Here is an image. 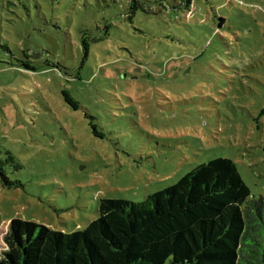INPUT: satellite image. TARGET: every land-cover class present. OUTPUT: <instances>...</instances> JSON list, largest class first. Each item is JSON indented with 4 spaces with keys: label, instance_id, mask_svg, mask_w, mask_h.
Returning a JSON list of instances; mask_svg holds the SVG:
<instances>
[{
    "label": "rangeland",
    "instance_id": "374dc122",
    "mask_svg": "<svg viewBox=\"0 0 264 264\" xmlns=\"http://www.w3.org/2000/svg\"><path fill=\"white\" fill-rule=\"evenodd\" d=\"M8 152L0 255L15 219L72 235L217 158L264 197V0H0Z\"/></svg>",
    "mask_w": 264,
    "mask_h": 264
},
{
    "label": "trees",
    "instance_id": "16d2710c",
    "mask_svg": "<svg viewBox=\"0 0 264 264\" xmlns=\"http://www.w3.org/2000/svg\"><path fill=\"white\" fill-rule=\"evenodd\" d=\"M106 38L85 36V59ZM21 170L12 153L0 158L4 187H23L9 177ZM251 195L237 164L217 158L142 203L100 199L99 217L72 235L15 219L0 264H264V197Z\"/></svg>",
    "mask_w": 264,
    "mask_h": 264
}]
</instances>
